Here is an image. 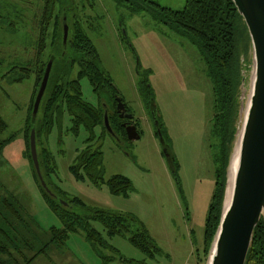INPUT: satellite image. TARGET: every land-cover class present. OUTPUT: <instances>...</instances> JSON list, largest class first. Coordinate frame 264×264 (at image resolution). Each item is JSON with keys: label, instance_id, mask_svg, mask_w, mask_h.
Wrapping results in <instances>:
<instances>
[{"label": "rangeland", "instance_id": "obj_1", "mask_svg": "<svg viewBox=\"0 0 264 264\" xmlns=\"http://www.w3.org/2000/svg\"><path fill=\"white\" fill-rule=\"evenodd\" d=\"M148 1L182 10L187 0H74L72 9L95 45L119 97L134 116L140 138L130 140L113 123L111 130L103 123L93 132L83 125L75 131L72 116L64 107L49 124V132L42 133L37 142L38 148L49 153L55 169L47 176L51 191L58 188L89 208L133 214L160 248L155 259L151 258L128 236L108 237L103 224L93 221L110 248L133 260L116 258L104 263L83 232L71 233L65 244L50 243L51 228L63 227V223L44 194L25 138L35 79L30 75L15 81L20 72H10L13 66L34 56L43 6L39 0H0V115L7 123L2 139L8 140L0 152V230L8 228L18 239L29 241L30 248L25 252L28 257L35 256L32 264H207L204 236L215 186L210 147L214 143L212 80L198 45L148 9L153 6ZM66 7H70L69 2ZM51 33L52 27L45 60L52 53ZM238 35L245 76L240 101L244 106L250 92L253 58L248 30L243 25ZM76 73L74 70L73 79ZM80 82L83 99L98 106L101 101L89 77L84 76ZM149 89L172 145L178 177L170 171L156 134L151 106L145 99ZM236 139L237 133L233 147ZM89 148H100L104 154L105 181L115 175L132 181L129 196L112 194L106 183L97 187L88 178H75L70 167ZM6 201L19 208L20 218L11 213ZM48 243L46 253L41 252ZM110 248L104 254L118 256Z\"/></svg>", "mask_w": 264, "mask_h": 264}, {"label": "trees", "instance_id": "obj_2", "mask_svg": "<svg viewBox=\"0 0 264 264\" xmlns=\"http://www.w3.org/2000/svg\"><path fill=\"white\" fill-rule=\"evenodd\" d=\"M39 1L42 2L43 7L37 24L38 37L34 45L35 54L30 60L18 66H13L10 70L11 73L20 72L15 81H22L30 75H33L35 79L34 94L25 134L31 160L30 134L32 129L36 128L38 142L42 133L49 132V124L54 120L55 115L62 113L64 107H67L72 116L75 131H78L83 125L88 131L93 132L97 125L105 124V112L108 110L110 124H116V128L126 136V129L116 112L115 95L119 91L105 70L99 53L83 29L82 23L79 22L75 14H72L74 13L72 10L74 9V0ZM68 2L69 8L66 7ZM148 3L153 5L148 9H152L159 15L163 22L176 27L178 31L188 35L198 45L207 64L208 75L212 80L214 113L211 138L214 143L210 147L212 148L214 163L215 186L204 236V255L207 257L220 224L227 183L226 169L239 120L240 104L238 98L243 69L238 32L241 25L246 30L247 27L232 0H187L182 10L163 7L152 1H148ZM62 14H64V17H62ZM65 18L69 26L66 43H64ZM51 27L52 53L48 59L54 60L53 67L38 113L39 115L41 112L42 116L38 120L37 115V123L34 124L32 117L34 102L49 62L48 59H44V52L48 46L47 40ZM74 70H77L75 79L71 77ZM84 76L89 77L94 90L99 95L101 102L98 106L90 104L82 97L80 80ZM146 85L143 89L146 88ZM145 99L149 105L152 102L156 103L151 89L145 92ZM152 116L154 119L153 113ZM156 116L166 142L173 152L169 137L163 127L159 109L156 111ZM6 129L7 123L0 115V152L8 143V140L2 139V134ZM156 134L158 135L157 130ZM38 149L42 173L47 185L51 188L47 176L55 169L51 167L49 153L44 148ZM103 162L104 154L102 150L100 148H89L80 153L70 170L78 180L88 178L97 187L106 183L112 194L129 196V193L133 191L132 181L123 175H115L110 180L105 181ZM175 166L176 173H174V176L178 177L176 158ZM35 173L39 180L36 170ZM42 189L49 200L51 208L63 223V227L51 228L52 239L50 243L54 242L62 245L66 243L71 233L83 232L87 240L103 258L104 263L113 261L116 258H119L122 262H132L133 260L120 256L113 247L110 248L106 238L92 224L93 221H99L106 229L108 237L115 235L128 236L129 241L135 247L154 259L155 253L160 251L143 223L133 214L89 208L79 198L69 199L63 192L57 191L58 188H56V191L52 189L55 192L54 196L47 193L43 186ZM6 204L11 213L17 219L20 218L19 208L8 201H6ZM4 219L7 224L12 225L8 218ZM48 246L49 243L44 245L41 252L46 253ZM27 247L30 248L27 239H18L15 233L12 234L8 231V228L0 230V264H32L35 256L28 257L26 255ZM108 248L118 256L105 255L104 250ZM246 264H264V219H261L255 229Z\"/></svg>", "mask_w": 264, "mask_h": 264}, {"label": "water", "instance_id": "obj_3", "mask_svg": "<svg viewBox=\"0 0 264 264\" xmlns=\"http://www.w3.org/2000/svg\"><path fill=\"white\" fill-rule=\"evenodd\" d=\"M232 1L235 3L248 30L252 48L254 74L253 77L251 74L250 92L244 106L241 104L240 95L238 98L240 110L236 133L238 138V134L242 129V137L233 190L230 201L227 204L235 146L232 148L226 169L227 183L222 214L215 238L207 255V264H246L255 229L261 219H264V0ZM68 35L69 26L65 19L64 43L67 42ZM53 61V59H50L47 64L35 98L32 113L34 123L36 122L48 87ZM244 82L245 76L242 77L241 86ZM117 103L120 117L132 120L134 116L127 112L125 103L119 96L117 97ZM150 106L164 157L170 171L174 174L176 173L175 156L159 126L156 116L158 107L155 102H152ZM105 124L111 130L108 110L105 112ZM125 128L130 140L140 138L135 124H125ZM30 149L33 164L42 186L47 193L54 196L55 194L48 187L42 173L36 128H33L30 134Z\"/></svg>", "mask_w": 264, "mask_h": 264}, {"label": "bare ground", "instance_id": "obj_4", "mask_svg": "<svg viewBox=\"0 0 264 264\" xmlns=\"http://www.w3.org/2000/svg\"><path fill=\"white\" fill-rule=\"evenodd\" d=\"M253 72H254V68L252 70V77H253V74H254ZM241 137H242V129L240 130V132L238 134V138H237L236 145H235L234 163L232 164V169H231V172H230V183H229V188H228L227 204L230 201L232 190H233V182H234V176H235V173H236L237 158H238V155H239Z\"/></svg>", "mask_w": 264, "mask_h": 264}, {"label": "flooded vegetation", "instance_id": "obj_5", "mask_svg": "<svg viewBox=\"0 0 264 264\" xmlns=\"http://www.w3.org/2000/svg\"><path fill=\"white\" fill-rule=\"evenodd\" d=\"M66 19V18H65ZM119 96V93H117L116 95H115V101H116V112H117V114H118V116H119V118L122 120V125H123V127H125V124H131V123H133V121L132 120H129V119H126V118H121L120 117V115H119V112H118V109H117V97ZM124 102V101H123ZM126 106V105H125ZM126 108H127V106H126ZM127 112H128V110H127ZM109 113V112H108ZM134 124V123H133ZM126 129V128H125ZM127 133V132H126Z\"/></svg>", "mask_w": 264, "mask_h": 264}]
</instances>
